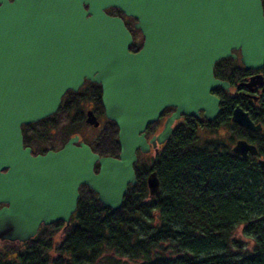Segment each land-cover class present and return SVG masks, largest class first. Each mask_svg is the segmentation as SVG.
Returning a JSON list of instances; mask_svg holds the SVG:
<instances>
[{"label":"water","instance_id":"obj_1","mask_svg":"<svg viewBox=\"0 0 264 264\" xmlns=\"http://www.w3.org/2000/svg\"><path fill=\"white\" fill-rule=\"evenodd\" d=\"M109 7L136 20L143 35L137 52L129 51L132 35L121 17L105 12ZM235 51L246 69L263 66L261 0H0V240L25 242L56 221L68 226L81 185L103 205L120 207L136 183L137 151L165 143L181 115L216 118L220 98L212 91L229 83L214 76V66L235 59ZM85 80L101 86L104 114L118 128V156H99L78 135L32 155L21 126L54 114L65 92ZM243 85H262L264 93V74ZM167 107L174 111L148 140L146 127ZM231 119L262 130L239 105ZM85 121L100 124L91 110ZM231 151L257 154L245 139ZM257 163L264 170V158ZM147 186L150 197L159 193L155 171Z\"/></svg>","mask_w":264,"mask_h":264},{"label":"trees","instance_id":"obj_2","mask_svg":"<svg viewBox=\"0 0 264 264\" xmlns=\"http://www.w3.org/2000/svg\"><path fill=\"white\" fill-rule=\"evenodd\" d=\"M108 12L123 16L115 8ZM133 22L128 18L126 25L136 40L132 49L137 50L141 40L136 39L138 31L132 29ZM250 72L230 57L214 66L215 77L227 81L231 89ZM214 92L221 99V110L203 128L211 132L222 126L230 128L234 133L231 141L246 139L264 157V93L258 102L245 103L247 100L232 91L216 88ZM81 94L105 121L93 138L83 135V127L88 126L83 114L76 111L71 116L70 109ZM238 104L254 122L262 124L261 132L231 121L232 110ZM65 109L72 117L68 123L73 126L64 138H59V145L41 146L31 131ZM155 127L151 124L148 129ZM198 128L186 117L159 151L149 157V163L143 159L147 155L137 153L136 183L128 187L120 207L103 205L93 190L81 185L68 226L64 227L63 221L42 224L25 242L5 240L14 252L10 256L0 253V264H264V170L256 157L244 158L231 152L220 135L214 141L200 143ZM22 134L24 145L34 155L58 150L75 135L99 156L117 157L120 150L118 128L104 116L101 87L91 82L77 92H66L53 115L22 125ZM151 171L160 181V191L153 197L146 184Z\"/></svg>","mask_w":264,"mask_h":264},{"label":"rangeland","instance_id":"obj_3","mask_svg":"<svg viewBox=\"0 0 264 264\" xmlns=\"http://www.w3.org/2000/svg\"><path fill=\"white\" fill-rule=\"evenodd\" d=\"M84 93V91H83ZM233 93V91H232ZM84 97L83 94H81L76 100L77 102L72 106L71 110V116H73L76 111L81 112L83 114V119H85V112L89 108L90 103L87 99H82ZM67 110L60 111L57 115L52 117L51 119L47 120V122L39 123L32 131L33 135L38 136V140L40 141L41 146H48L49 144H56L59 145V138H64L66 133L71 129L73 125L71 123H68V121H71L72 117H70L67 112ZM100 125L98 127H94L92 125L84 126L82 129L83 135L87 138H93L96 137L99 134V131L103 125V119H99ZM46 123V124H45ZM155 130L152 129L150 133H154ZM218 132L220 133V140L225 144L229 145L231 147L236 139L231 141V137L233 136V131L230 128L227 127H220L217 129L216 132H211L209 130L204 129L203 127L198 129V137L199 142L202 144H205L209 141H214L217 138H219ZM153 154H148L143 159L146 163H149V157H151ZM56 242V240L54 241ZM9 248V249H8ZM8 253L7 255L10 256L14 252V248L10 250V246L8 243H5L2 241L0 243V253ZM50 256L54 255L53 251L49 252Z\"/></svg>","mask_w":264,"mask_h":264},{"label":"flooded vegetation","instance_id":"obj_4","mask_svg":"<svg viewBox=\"0 0 264 264\" xmlns=\"http://www.w3.org/2000/svg\"><path fill=\"white\" fill-rule=\"evenodd\" d=\"M125 19V18H124ZM138 40H141V42H142V40H143V38H142V36H141V34H140V36H139V38H138ZM236 53H237V57L234 59L235 61H236V64L237 65H239V66H241V67H243L245 70H249V71H251L245 78H244V80H242V81H238L237 83H236V85H234L232 88L233 89H231L230 88V86H229V88L226 90V92H230V91H233V95H237V97H239V98H241L243 101L244 100H247V102H245V103H250V102H248V101H253L254 103L255 102H258V100H259V98L261 97V94L263 93V91H262V85L261 86H256V87H254L252 90L251 89H249V88H247L246 86H244L243 85V83H245V82H247L248 81V79H249V77L250 76H252V75H254V74H257V73H261V74H264V64H263V66L260 68V69H258V70H252V69H246L245 67H244V65L242 64V62H241V60H240V53H239V51H236ZM88 81H85L84 83H83V85L81 86V87H83L86 83H87ZM80 87V88H81ZM216 89H214L212 92L215 94V95H217L214 91H215ZM74 92V91H73ZM231 93V92H230ZM218 96V95H217ZM219 97V96H218ZM253 97H256V99H255V101L252 99ZM220 98V97H219ZM220 103H221V99H220ZM239 105V104H238ZM219 106H220V104H219ZM242 107V106H241ZM221 108V107H220ZM243 108V107H242ZM88 109H91V110H93L92 108H91V103H90V106H89V108ZM87 109V110H88ZM234 109V108H233ZM244 109V108H243ZM221 110V109H220ZM245 110V109H244ZM174 111V107H167V108H165L164 110H163V112H162V114L158 117V119L155 121V122H153V123H151V124H155L156 125V127L154 128V130H155V132L154 133H150V130L148 129V127L151 125H148L147 127H146V130H145V134H146V137H147V139L149 140L153 135H155V134H158L162 129H163V127H164V123H165V120L167 119V117L172 113ZM233 111V110H232ZM246 111V110H245ZM94 112V111H93ZM219 113H220V111H219ZM218 113V114H219ZM95 114V113H94ZM85 115H86V113H85ZM96 115V114H95ZM105 116V115H104ZM218 116V115H217ZM217 116H216V118H217ZM231 116H232V113H231ZM96 117H97V119L99 120V119H102V118H99V116H97L96 115ZM189 118L190 120H194V122H196V124L198 125V129L200 130V128H202L204 125H206L207 123H211V122H213L214 120H212V121H209V120H207L204 116H203V112L202 111H200L199 112V117H196V116H186V115H181V117L179 118V119H177V120H175L174 121V124H173V129H175V127H176V125L177 124H179L180 122H181V120L182 119H185V118ZM85 118H86V116H85ZM85 120V119H84ZM231 121H232V119H231ZM99 122H101L100 120H99ZM233 122V121H232ZM234 123V122H233ZM236 124V123H235ZM237 125V124H236ZM220 128V127H219ZM218 135H220V133L218 132ZM73 137V136H72ZM78 137H79V141H82V138L78 135ZM71 138V137H70ZM23 144H24V139H23ZM65 144V143H64ZM63 144V145H64ZM164 144V143H163ZM163 144H157L156 145V147L155 148H153L152 146H150V151L148 152V153H144L145 155H148V154H155V153H157L158 151H159V149H160V147L163 145ZM62 145V146H63ZM62 146L60 147V148H62ZM256 146V145H255ZM24 147H26L25 145H24ZM257 147V146H256ZM59 148V149H60ZM248 156H254V155H251V154H248ZM255 157V156H254ZM97 168V171H98V165H95V167H94V171H95V169ZM97 171H95V172H97ZM146 184H147V177H146ZM5 204H0V207H2V206H4ZM2 241L0 240V243H1Z\"/></svg>","mask_w":264,"mask_h":264}]
</instances>
